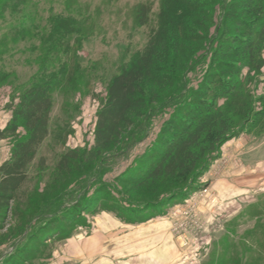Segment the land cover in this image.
Wrapping results in <instances>:
<instances>
[{
    "label": "rangeland",
    "instance_id": "rangeland-1",
    "mask_svg": "<svg viewBox=\"0 0 264 264\" xmlns=\"http://www.w3.org/2000/svg\"><path fill=\"white\" fill-rule=\"evenodd\" d=\"M210 1L215 4L209 2L186 19L188 28L181 39L176 38V55L170 42L171 53L163 65L168 66L158 71L160 82L145 85L148 93L152 89L156 101L144 119V139L128 148L122 142L91 166L77 164L66 174L57 168L61 156L70 150L93 149L97 113L109 85L159 31L163 0H0V131L12 121L13 107L35 80L51 81L53 104L49 136L29 168L31 183L23 192L24 202L14 204L13 212L0 221V264H16L19 251L28 252L29 261L24 264H97L117 254L109 246L101 254L95 253L93 223L103 217L124 223L120 217H138L133 212L138 206L132 203L143 202L132 198L129 193L133 188L120 179L140 171L150 161L144 155L150 154L162 131L174 121L180 105L192 102V93L199 89L218 45L224 7L231 0ZM263 88V83L254 82L253 95L262 94ZM25 134L20 127L16 134L0 139V164L10 157L14 140ZM249 137L258 147L255 153L263 158L264 135ZM41 157L45 158V168L39 162ZM217 168L214 177L219 165ZM201 181L193 183V189L156 200L141 215L170 218L169 230L178 241L185 264H264V205H246L238 216L222 224L220 214L217 217L221 200L215 191V200L194 198L207 185L201 186ZM101 203L113 210L97 214L74 210L75 204L93 207ZM55 204L61 206L55 208ZM193 204L194 211L206 219V226L186 248L177 238L176 228L186 227L193 216L187 218L182 211L176 218L174 211L177 206ZM48 208L51 213L46 212ZM56 214L65 217L67 238L57 237L33 252L50 225L49 217ZM212 223L217 232L209 239L206 235ZM186 254L192 261L185 259Z\"/></svg>",
    "mask_w": 264,
    "mask_h": 264
},
{
    "label": "trees",
    "instance_id": "trees-1",
    "mask_svg": "<svg viewBox=\"0 0 264 264\" xmlns=\"http://www.w3.org/2000/svg\"><path fill=\"white\" fill-rule=\"evenodd\" d=\"M209 2L163 0L159 31L149 46L109 85L107 98L97 113L93 149L64 153L57 164L58 171L70 174L71 168L77 164L91 166L122 142L128 148L144 139L141 135L144 119L156 101L152 89L148 93L145 85L150 81L160 82L158 76L161 73L158 71L168 66L163 65L171 53L170 42L174 43L176 55V38L181 39L182 32L188 28L186 19ZM223 11L225 18L218 31V45L199 89L190 97L192 102L180 105L174 121L162 131L150 154L144 155V159L148 155L146 161H150L140 171L120 179L133 188L130 196L143 202L132 203L138 206L133 209L137 218L120 217L127 223L138 224L152 218H143L141 214L165 197L195 188L193 183L204 178L211 164L220 157L222 147L231 139L242 134L264 135V90L256 97L251 89L254 82L264 84L261 80L264 0H231ZM50 82L38 79L31 83L22 92L20 102L13 107L12 121L0 131V139H4L16 134L20 127L26 130L24 136L14 140L10 157L0 164V221L13 212L14 204L24 202L23 192L31 183L29 168L49 136L53 105ZM39 162L45 168V158L41 157ZM60 198L62 194L57 199ZM84 206L75 204L74 210L81 209L82 213L89 214L113 210L107 203ZM48 209L46 212L51 213ZM14 215L17 216V212L14 211ZM58 216L49 217L52 218L50 225L33 252L57 237L67 238L64 233L68 224L64 222V215ZM27 253L19 251L20 259L16 264L29 261Z\"/></svg>",
    "mask_w": 264,
    "mask_h": 264
},
{
    "label": "crops",
    "instance_id": "crops-1",
    "mask_svg": "<svg viewBox=\"0 0 264 264\" xmlns=\"http://www.w3.org/2000/svg\"><path fill=\"white\" fill-rule=\"evenodd\" d=\"M255 147L249 134L231 139L201 181V186L207 184L220 197L217 217L220 214L218 219L222 224L238 216L246 205H264V157L255 153L258 149ZM223 159L227 162L221 167ZM238 161L242 165H236ZM218 165L219 172L214 177L213 171ZM93 225L95 253L101 254L106 246L113 247L117 253L97 264H185L181 262L183 255L178 241L169 230V217H152L138 224L103 217L96 218ZM216 232V225L212 223L206 238L211 239ZM113 257L121 258L114 262Z\"/></svg>",
    "mask_w": 264,
    "mask_h": 264
},
{
    "label": "built area",
    "instance_id": "built-area-1",
    "mask_svg": "<svg viewBox=\"0 0 264 264\" xmlns=\"http://www.w3.org/2000/svg\"><path fill=\"white\" fill-rule=\"evenodd\" d=\"M223 161L227 162L226 159H223ZM194 198L197 199L208 198L215 200L216 195L215 192L209 186H206L200 189L199 193L196 194ZM194 208H195L194 204L183 205V206H177L174 211L176 218H178L181 215L182 211H184L183 215H187V218L189 216H193L192 222H189L186 227L176 228V235L178 236L177 238L179 239V241H181L180 242L181 245L186 248L191 246L192 238H197V237L199 238L200 233L205 230V226H206V219H203L198 211L195 212ZM193 211L194 214L192 213ZM185 259L192 261L191 258L189 257V254H186ZM191 263L194 264L193 261Z\"/></svg>",
    "mask_w": 264,
    "mask_h": 264
},
{
    "label": "water",
    "instance_id": "water-1",
    "mask_svg": "<svg viewBox=\"0 0 264 264\" xmlns=\"http://www.w3.org/2000/svg\"><path fill=\"white\" fill-rule=\"evenodd\" d=\"M261 79L264 80V76H262Z\"/></svg>",
    "mask_w": 264,
    "mask_h": 264
}]
</instances>
